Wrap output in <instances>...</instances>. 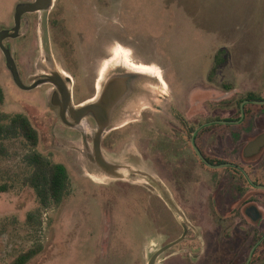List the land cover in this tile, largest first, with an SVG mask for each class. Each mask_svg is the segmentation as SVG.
I'll return each instance as SVG.
<instances>
[{"label":"rangeland","instance_id":"374dc122","mask_svg":"<svg viewBox=\"0 0 264 264\" xmlns=\"http://www.w3.org/2000/svg\"><path fill=\"white\" fill-rule=\"evenodd\" d=\"M30 1L0 0V35L15 26L17 5ZM51 12L53 65L42 47L40 12L26 13L19 36L5 38L4 44L12 54L39 64V73L60 71L76 86L91 82L97 72L105 77L119 65L134 70L130 66L136 64L162 70L171 84L204 87L215 62L222 64L221 50L228 52L227 60L223 70L212 73V81L241 88L240 83L264 75V0H55ZM64 44L72 47L64 52ZM115 53L122 58L104 71ZM147 75L145 94L125 104L114 125L132 122L103 139V154L120 166L122 178L92 163V150H87L80 131L30 118L39 132L37 149L64 164L70 177L62 203L42 208L34 189L22 184L31 170L25 159L31 148L23 137L4 140L0 264H12L21 252L36 246L40 253L28 264H148L151 250L161 246L160 234L166 232L160 218L169 215L152 180H157L155 150L145 149L142 123L134 121L143 109L151 116L149 131H155L161 91L155 74ZM0 85L5 93L0 112H22L1 47ZM88 142L92 147V138Z\"/></svg>","mask_w":264,"mask_h":264},{"label":"flooded vegetation","instance_id":"af4514ba","mask_svg":"<svg viewBox=\"0 0 264 264\" xmlns=\"http://www.w3.org/2000/svg\"><path fill=\"white\" fill-rule=\"evenodd\" d=\"M63 47L65 52L72 46ZM219 54L222 64L215 62L204 87L195 82H166L162 70L161 77L153 75L161 91L155 131H149L151 116L143 109L134 119L142 123L145 149L155 150L157 180L151 179L156 181L159 201L169 215V219L160 218L166 232L160 234L161 246L151 250L150 260L159 253L155 264H264V142L251 147L264 136V75L240 83L241 88L233 82L212 81V73L227 60L228 52ZM12 56L19 82L7 59L6 66L22 110L16 114L39 122H60L80 131L88 151H93L100 130L103 150L107 134L132 122L114 125L125 104L147 90V74L121 65L105 77L97 72L91 82L76 86L70 75L55 70L39 73L36 62L31 64L20 53ZM51 57L46 55L53 65ZM104 95L117 98L97 114H80L81 108L99 103ZM87 127L94 132H86ZM171 243L172 247L162 251Z\"/></svg>","mask_w":264,"mask_h":264},{"label":"trees","instance_id":"16d2710c","mask_svg":"<svg viewBox=\"0 0 264 264\" xmlns=\"http://www.w3.org/2000/svg\"><path fill=\"white\" fill-rule=\"evenodd\" d=\"M4 101L3 88L0 85V108ZM23 137L31 148L26 155L30 165V172L23 178V186L34 189L40 207L49 208L62 203L70 182L67 167L62 163L54 162L50 157L40 152L39 132L29 117L23 114L9 115L0 112V155L7 153L4 140ZM41 247H32L21 252L12 264H28L40 253Z\"/></svg>","mask_w":264,"mask_h":264},{"label":"water","instance_id":"95a60500","mask_svg":"<svg viewBox=\"0 0 264 264\" xmlns=\"http://www.w3.org/2000/svg\"><path fill=\"white\" fill-rule=\"evenodd\" d=\"M54 2L55 0H33L30 2H22L18 4L16 7V13H15V26L12 29L13 32L10 33L9 30H4L2 34L0 35V47L6 56L8 67L13 71V74L15 75L18 82H19V76L15 68V63H14V59L12 56L11 48L4 44V40L7 37H17L19 35L22 18L24 14L40 12L41 13V30H42V35H41L42 47L45 53L48 56H51L52 48H51V39H50V30H49V15L54 5ZM116 98L117 97L110 98L108 95H104L99 103L85 106L81 108L79 112L82 115L88 114V113L97 114L99 110L101 109L105 110V106L112 104ZM102 135H103V132L100 130V132H98L97 135L95 136L94 149L89 154V158L92 161V163H94L104 173L110 176L116 177V178H122L123 174L119 172L120 166L109 162L103 154L102 145H101ZM85 142L87 145L88 143L86 139H85ZM263 142H264V136L260 137L258 140L252 143L251 147L255 149V147H258ZM167 199L169 203L173 206L174 205L173 201L169 198ZM173 245L174 243L169 244L162 251H165L166 249L172 247ZM158 254L159 253L155 254L151 258L149 264H155L156 257L158 256Z\"/></svg>","mask_w":264,"mask_h":264},{"label":"bare ground","instance_id":"6f19581e","mask_svg":"<svg viewBox=\"0 0 264 264\" xmlns=\"http://www.w3.org/2000/svg\"><path fill=\"white\" fill-rule=\"evenodd\" d=\"M123 55L120 56V54H115V56L113 58H111L110 60H108L107 62V67H105L104 70L107 71V69L111 68L112 66H114L117 61L122 58ZM132 67V69L136 70V71H139V72H142V73H153L155 75H158L159 77H161V73L160 71L156 70V69H153V68H150L149 66L147 65H132L130 66Z\"/></svg>","mask_w":264,"mask_h":264}]
</instances>
